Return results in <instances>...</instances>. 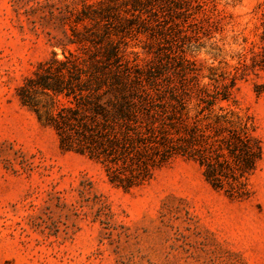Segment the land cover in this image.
I'll list each match as a JSON object with an SVG mask.
<instances>
[{"label":"rangeland","instance_id":"374dc122","mask_svg":"<svg viewBox=\"0 0 264 264\" xmlns=\"http://www.w3.org/2000/svg\"><path fill=\"white\" fill-rule=\"evenodd\" d=\"M98 1L0 0V264H264V94L253 81L226 104L253 117L263 147L243 200L212 188L181 157L144 186L118 189L101 164L63 151L20 101L38 65L63 58L57 45L74 13ZM215 1L224 20L213 46L188 54L203 76L232 70L257 42L264 0Z\"/></svg>","mask_w":264,"mask_h":264},{"label":"trees","instance_id":"16d2710c","mask_svg":"<svg viewBox=\"0 0 264 264\" xmlns=\"http://www.w3.org/2000/svg\"><path fill=\"white\" fill-rule=\"evenodd\" d=\"M257 9V42L232 70L203 76L188 54L213 46L224 20L215 0L84 4L57 45L63 58L38 65L18 96L63 151L101 164L118 189L144 186L181 157L215 190L247 199L263 147L253 117L226 104L240 82L264 94V1Z\"/></svg>","mask_w":264,"mask_h":264}]
</instances>
